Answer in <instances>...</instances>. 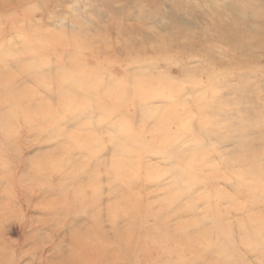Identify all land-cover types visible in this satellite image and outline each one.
<instances>
[{"label": "rangeland", "instance_id": "1", "mask_svg": "<svg viewBox=\"0 0 264 264\" xmlns=\"http://www.w3.org/2000/svg\"><path fill=\"white\" fill-rule=\"evenodd\" d=\"M0 117V264H264V0H0Z\"/></svg>", "mask_w": 264, "mask_h": 264}, {"label": "bare ground", "instance_id": "2", "mask_svg": "<svg viewBox=\"0 0 264 264\" xmlns=\"http://www.w3.org/2000/svg\"><path fill=\"white\" fill-rule=\"evenodd\" d=\"M19 1H20V0H19ZM12 4H13V3H12ZM110 10H111V9H110ZM26 11H27V10H26ZM29 11H30V10H29ZM31 11H32V10H31ZM31 11H30V12H31ZM23 12H25V11H23ZM239 16H240V15H239ZM239 16H238V17L235 16V18H239ZM19 29H22V28L19 27L18 30H19ZM20 31H21V30H20ZM182 33H183V32H182ZM251 39H252V40H255V39H256V40H258V41L260 42V41H262L263 38H262V37H259V36H254V37L251 36ZM230 40H231V39H230ZM231 42H232V40H231ZM231 42H229V43H231ZM167 43H168V42H167ZM169 44H170V42H169ZM169 44H168V45H169ZM38 68H39V67H38ZM38 71H40V70L38 69ZM38 77L41 78L42 75H40V76H38ZM7 81H8V80H7ZM160 81H161V80H160ZM150 82H151V81H150ZM161 82H162V81H161ZM60 83H63V85H64V87H65V97H66V100H68V102H67V108H68V110H70V111H74L76 108H75V109L72 108V104H71L72 101H70V100H71V98H72L73 96H75V95H74V94H75V89H77L78 86L81 87V84H80L79 81H78V77L75 76V75L68 74V73H65V72H64V73L62 74V78H61ZM78 83H79V85H78ZM143 83H144V82H143ZM145 83H146V82H145ZM148 83H149V82H148ZM151 84L154 85V83H151ZM151 84H150V85H151ZM157 84H158V83H157ZM157 84H156V85H157ZM160 84H161V83H159V85H160ZM150 85L147 86V87L149 88ZM153 85H152V86H153ZM85 86H87V85H85ZM64 87H63V88H64ZM80 87H79V89H81ZM147 87H145V89H147ZM155 87H156V86H155ZM152 88H153V87H152ZM152 88H151V89H152ZM83 90H84V89H83ZM125 90H126V89H125ZM147 90H148V89H147ZM153 90H154V89H153ZM134 91H135V90H134ZM135 92H136V91H135ZM150 92H151V91H150ZM84 98H85V97H84ZM81 100H82V99H81ZM75 101H76V100H75ZM85 102H86V101H85ZM85 102H84V103H85ZM88 102L90 103V101H88ZM86 103H87V102H86ZM76 104H77V103H76ZM73 105H74V103H73ZM87 105H88V104H87ZM83 107H84V106H83ZM83 107H82V108H83ZM88 107H89V106H88ZM90 107H91V106H90ZM72 109H73V110H72ZM83 109H84V108H83ZM76 111H77V110H76ZM76 111H75V112H76ZM79 114H80V113H79ZM79 114H77V115H79ZM75 115H76V114H74V116H75ZM82 115H83V114H82ZM107 116H109V115H107ZM79 117H80V116H79ZM4 120H5V119H3V117H0V124H2V123L4 124ZM58 126H59V125H58ZM58 132H59V131H58ZM59 133H60V132H59ZM59 133H57V134H59ZM244 134H245V133H243V135H244ZM232 135H233V134H232ZM246 135H247V134H246ZM239 136H241V135L239 134ZM239 136H238V138H237L238 140H239ZM93 142H96V143H97L98 140H97V141L94 140ZM93 142H92V143H93ZM89 143H90V142H89ZM96 143H95V144H96ZM199 143H200V142H199ZM199 143H198V146H201V147H202V145L204 144V142H202V144H199ZM87 144H88V143H87ZM93 144H94V143H93ZM95 144H94V145H95ZM89 145H90V144H89ZM97 146H98V145H97ZM201 147H198V148H201ZM203 147H204V146H203ZM86 148H88V150H89V147H86ZM86 148H85V150H86ZM212 148H213V147H212ZM74 149H75V148H74ZM82 149H83V148H82ZM239 149H240V148H239ZM81 151L83 152V150H81ZM92 151H93V150H92ZM166 151H167V150H166ZM166 151H165V152H166ZM72 152H73V151H72ZM85 152H86V151H85ZM88 152H89V151H88ZM93 152H94V151H93ZM160 153H162V152H160ZM200 153H201V152H200ZM65 154H66V153H65ZM69 154H70V153H69ZM213 154H214V153H213ZM201 155H202V154H201ZM66 156H67V155H66ZM69 156H70V155H69ZM196 156L199 157L200 155L198 154V155H196ZM194 157H195V156H194ZM198 157H197V158H198ZM201 157H202V156H201ZM181 158H182V157H181ZM181 158H180V159H181ZM195 158H196V157H195ZM197 158H196V159H197ZM180 159H179V160H180ZM182 159H183V158H182ZM189 159H190V157H189ZM184 160H185V159H184ZM184 160H183V161H184ZM205 160H206V159H205ZM193 161H194V160H193ZM195 161H196V160H195ZM195 161L193 162L194 164H195ZM197 161H198V159H197ZM197 161H196V164H198ZM201 161H202V160H201ZM180 162H181V161H180ZM180 162H179V163H180ZM184 162H185V161H184ZM198 162H199V161H198ZM251 162H252V160H251ZM179 163H177V164H179ZM181 163H182V162H181ZM186 163H187V162H186ZM199 164H200V163H199ZM202 164H203V163H202ZM257 164H258V163H257ZM257 164H256V167H254L255 169L259 167V166H257ZM259 165L261 166V164H259ZM182 168H183V167H182ZM182 168H181V169H182ZM186 168H187V166H186ZM190 168H192V167H190ZM249 168H250V165H249ZM183 169H185V167H184ZM183 169H182V170H183ZM194 169H195V167H194ZM190 170H191V169H190ZM247 170H248V169H247ZM251 170H252V169H251ZM173 171H174V170H173ZM175 171H176V170H175ZM254 171H255V170H254ZM186 172H187V171H186ZM186 172H185V173H186ZM246 172H247V171H246ZM246 172L243 171V173H244L245 175L248 174V173L246 174ZM248 172H249V171H248ZM257 172H258V171H257ZM175 173H176V172H175ZM182 173H183V172H182ZM188 173H189V172H188ZM258 173H259V172H258ZM179 174H180V173H179ZM239 174H242V173H239ZM174 175H175V174H174ZM245 175H244V176H245ZM176 176H177V175H176ZM176 176H175V180H176ZM240 176L243 177V174L240 175ZM247 176H248V175H247ZM252 176H253V175H252ZM258 176H259V175H258ZM187 177H188V176H187ZM193 177H195V175H194ZM197 177H198V176H197ZM197 177H195V178L197 179ZM242 177H241V179H242ZM250 177H251V173H250ZM250 177H249V178H250ZM255 177H256V176H255ZM259 177H260V176H259ZM247 178H248V177H247ZM247 178H246V179H247ZM260 178H261V177H260ZM180 179H182V178H180ZM250 179H251V178H250ZM250 179H249V180H250ZM261 179H263V178H261ZM182 180H183V179H182ZM186 180H188V178H187ZM257 180H258V179H257ZM263 180H264V179H263ZM183 181H184V180H183ZM190 181H191V180H190ZM251 181H252V180H251ZM177 182H178V181H177ZM181 182H182V181H181ZM184 183H185V181H184L183 183H181V184H184ZM259 183H260V182H259ZM262 183H263V182H262ZM175 184H176V182H175ZM179 184H180V182H179ZM192 184H195V182H193V180H192ZM260 184H261V183H260ZM181 186H182V185H181ZM246 187H247V186H246ZM252 187H253V186H252ZM177 188H178V187H177ZM191 188H192V186H191ZM178 190H179V189H178ZM216 192H217V191H216ZM75 238H76V237H75ZM205 254H207V253H205Z\"/></svg>", "mask_w": 264, "mask_h": 264}]
</instances>
